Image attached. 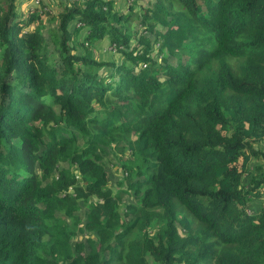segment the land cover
Returning <instances> with one entry per match:
<instances>
[{"label": "trees", "instance_id": "1", "mask_svg": "<svg viewBox=\"0 0 264 264\" xmlns=\"http://www.w3.org/2000/svg\"><path fill=\"white\" fill-rule=\"evenodd\" d=\"M21 1L0 0V264H264V204L247 208L264 197V0H68L51 41ZM104 39L124 56L107 79ZM124 150L115 193L103 154Z\"/></svg>", "mask_w": 264, "mask_h": 264}, {"label": "rangeland", "instance_id": "2", "mask_svg": "<svg viewBox=\"0 0 264 264\" xmlns=\"http://www.w3.org/2000/svg\"><path fill=\"white\" fill-rule=\"evenodd\" d=\"M114 1V9L118 10L120 13H126L127 12V5H131L135 10H139V12H142L143 8H145L146 4H150L152 0H113ZM68 4V0H40V6H39V19H36L32 24L29 25L30 30H39L43 36L46 38V40L51 41V37L55 36L57 37L55 25L58 19L59 12L62 11V4ZM29 4L27 0H22L21 2L17 3V6L15 10H17L18 14L21 16H25L26 10L29 7ZM140 7V9H138ZM25 18V17H24ZM136 21L131 22L132 26V33L133 37L131 39V44L133 46L139 47L140 44L136 41L139 34L145 33L143 27L139 25V23H135ZM81 35H79L80 37ZM150 36L151 35H147ZM136 47V48H137ZM155 48V47H154ZM83 51V48L79 51ZM156 48L154 51H152V55H156ZM92 56L98 60L99 62H104L106 64L105 66L102 65V67H96L95 70L100 74L101 77H104V79H107V75L112 73V68L109 67V63L113 62L115 65L122 64V59L124 58L123 54H120V52H117L114 50L113 47H111V44L107 42L106 39L101 41L99 44L95 46V48L91 51ZM53 56L52 54L50 55ZM158 58V55H157ZM53 59V58H52ZM51 59V60H52ZM170 63H174L175 59L173 57L168 58ZM184 56H180V60H184ZM109 62V63H108ZM125 64V63H124ZM14 143H18L16 140H12ZM255 145V144H254ZM263 154H264V142L258 143L256 145ZM255 146V147H256ZM103 154L102 159V165L104 166L106 172H107V183L108 186L112 189L113 192H118L119 190L123 189V186L118 185V181L121 178V175H124L122 166H127L129 164L130 157L128 156V151L124 150L122 155H114L113 152H107ZM258 164H261L264 168V156L262 154H258L256 157H252V161L250 163V168H254L253 166H256ZM244 183L249 181V176H245L243 179ZM134 200V197L131 193H127L126 195L122 193V202H129ZM92 201L91 198L88 200H81L79 202L80 207L78 210L79 217L83 221L85 218L86 211L88 209L89 202ZM264 204V197L260 200H257L253 203H251L247 208L249 211H256L259 207H261ZM122 208V206H120ZM81 240V235H77L76 238L73 241H79Z\"/></svg>", "mask_w": 264, "mask_h": 264}, {"label": "built area", "instance_id": "3", "mask_svg": "<svg viewBox=\"0 0 264 264\" xmlns=\"http://www.w3.org/2000/svg\"><path fill=\"white\" fill-rule=\"evenodd\" d=\"M33 2V6L37 7V9H39V6H40V0H32ZM113 47V46H111Z\"/></svg>", "mask_w": 264, "mask_h": 264}, {"label": "clouds", "instance_id": "4", "mask_svg": "<svg viewBox=\"0 0 264 264\" xmlns=\"http://www.w3.org/2000/svg\"><path fill=\"white\" fill-rule=\"evenodd\" d=\"M68 191H70V190H68Z\"/></svg>", "mask_w": 264, "mask_h": 264}]
</instances>
